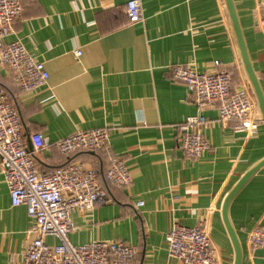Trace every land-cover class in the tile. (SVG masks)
I'll return each instance as SVG.
<instances>
[{"label":"crops","instance_id":"0c3cea01","mask_svg":"<svg viewBox=\"0 0 264 264\" xmlns=\"http://www.w3.org/2000/svg\"><path fill=\"white\" fill-rule=\"evenodd\" d=\"M20 1L22 17L5 44L22 42L50 75L45 86L25 94L0 65V87L19 112L23 144L29 149L32 136L41 134L50 147L34 154L39 172L81 162L97 170L108 195L103 206L73 212L71 244L117 241L137 248L134 264H182L169 258L167 235L174 224L192 228L207 222L223 264H233L222 204L264 159V121L257 133L236 132L241 124H222L217 107H211L202 131L211 149L200 159L188 158L179 126L197 115V107L187 86L173 77L180 65L207 74L225 70L233 77L232 90L246 86L256 100L225 0H141L144 19L134 25L126 15L131 0ZM263 1L234 4L264 93ZM76 50L82 51L79 61ZM93 129L109 130L108 150L65 155L54 146ZM114 158L130 171V187L106 182ZM230 218L242 264H264V246L254 250L249 243L250 233L264 228V167L233 199ZM31 225L25 206L12 207L0 167V264H24L35 239ZM46 242L58 244L55 238Z\"/></svg>","mask_w":264,"mask_h":264},{"label":"built area","instance_id":"2783aa9c","mask_svg":"<svg viewBox=\"0 0 264 264\" xmlns=\"http://www.w3.org/2000/svg\"><path fill=\"white\" fill-rule=\"evenodd\" d=\"M263 11L264 1L260 5ZM20 0H0V65L13 75L21 92L30 94L45 86L49 72L45 63L30 54L20 41L5 44L14 24L22 17ZM130 24L143 21L141 0H131L126 6ZM79 61L82 51L74 52ZM221 63L215 62L219 68ZM173 77L185 84L191 101L197 107V115L185 120L179 130L182 133L181 149L188 158L200 159L211 149L202 131L208 124L204 113L217 107L222 124L239 122L236 132L257 133L263 119L257 102L246 86L231 89L230 72L216 70L199 73L193 65L176 66ZM33 150L23 144L22 122L18 110L11 104L5 90L0 87V167L7 184L12 207L25 206L32 220L30 234L35 235L24 256V264H134L137 248L117 241H94L85 245H73L69 235L75 230L74 211H89L108 203V195L101 185L97 170L85 164L70 163L50 172H39L34 154L50 147L41 134L32 136ZM54 146L65 155L79 151L99 152L110 147L109 130L80 131L58 140ZM106 182L117 189L132 185V176L124 161L114 158L105 174ZM47 238H55L57 245L47 244ZM169 258L182 264H223L218 247L213 243L207 222L197 227L174 224L167 235ZM252 249L264 246V228L257 227L249 235Z\"/></svg>","mask_w":264,"mask_h":264},{"label":"water","instance_id":"95a60500","mask_svg":"<svg viewBox=\"0 0 264 264\" xmlns=\"http://www.w3.org/2000/svg\"><path fill=\"white\" fill-rule=\"evenodd\" d=\"M225 2L233 24L236 39L239 45L242 62L244 64L246 74L248 76L251 87L255 94L264 121V93L260 81L258 79V76L256 75V72L254 71V68L252 66V62L250 60L242 27L236 12L234 0H225ZM28 150L32 151L33 146H31ZM263 167H264V159L256 163L254 166H252L250 170L240 179V181L226 195L222 204V210H221L222 219L234 253L233 264H242L243 252H242V246L240 240L238 238V235L230 218L231 203L233 199L238 195V193L252 179V177Z\"/></svg>","mask_w":264,"mask_h":264}]
</instances>
